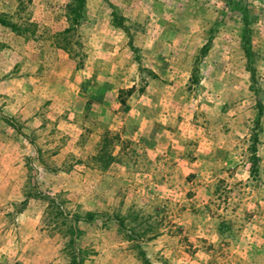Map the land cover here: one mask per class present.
I'll use <instances>...</instances> for the list:
<instances>
[{
	"label": "rangeland",
	"instance_id": "374dc122",
	"mask_svg": "<svg viewBox=\"0 0 264 264\" xmlns=\"http://www.w3.org/2000/svg\"><path fill=\"white\" fill-rule=\"evenodd\" d=\"M0 264H264V0H0Z\"/></svg>",
	"mask_w": 264,
	"mask_h": 264
},
{
	"label": "trees",
	"instance_id": "16d2710c",
	"mask_svg": "<svg viewBox=\"0 0 264 264\" xmlns=\"http://www.w3.org/2000/svg\"><path fill=\"white\" fill-rule=\"evenodd\" d=\"M241 15L243 22V40L245 43V51L247 58H250V46H251V35H250V11L247 6H241ZM258 171L256 168L252 169L253 178L258 177Z\"/></svg>",
	"mask_w": 264,
	"mask_h": 264
}]
</instances>
